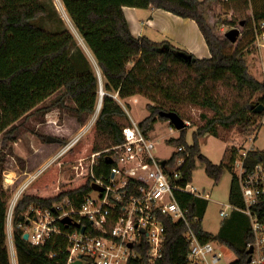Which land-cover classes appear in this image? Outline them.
<instances>
[{"label":"trees","instance_id":"1","mask_svg":"<svg viewBox=\"0 0 264 264\" xmlns=\"http://www.w3.org/2000/svg\"><path fill=\"white\" fill-rule=\"evenodd\" d=\"M62 1L76 29L93 52L101 80L104 79V88L109 94L104 97L91 133L42 173L17 202L14 241L19 264H67L68 240L59 237L43 245L32 244L23 237L24 231L19 227L27 220L22 212L32 204L50 208L65 197H69L75 206H81L85 195L92 191L93 178L88 174L62 183L63 165L124 141L123 128L129 117L113 94L125 99L142 93L152 100L147 104L150 114L140 121L146 135L159 120H168L160 115L162 110L183 114V105L191 104L213 113L210 116L202 114L205 123L193 133L192 143L187 141L186 127L181 129L179 137L169 139L172 144L186 147L169 159L173 164L179 155H187L182 168L185 182L192 181L198 159L204 162L206 172L216 181L220 180L226 168L233 172L239 150L228 147L222 160L216 163L202 152L201 136L218 134L220 126L226 129L236 126L248 128L256 118H264V111L254 112L256 106L252 101L260 92L259 103H264V80H259L249 71L245 59V51L256 42L255 24L264 20L262 1L254 0L253 6L251 0ZM124 6H154L196 20L211 56L198 58L167 39L155 41L146 35L134 36L125 17ZM223 11L240 15L239 20L233 18L228 21L231 27L239 29L235 40L217 27L218 13ZM49 12V7L41 0H0V135L11 134L18 120L54 95L50 105L38 109L47 113L55 107H62L76 116L79 122L85 123L97 108L101 86L98 73L83 52L77 60L72 57L75 41L72 31L52 32L37 24L36 21ZM219 83L232 88L231 99L219 96L216 91ZM259 162H264V149L249 150L246 167L251 169ZM112 166L113 163L102 154L95 173H109ZM177 197L191 221L196 215L203 217L205 198L184 192H179ZM229 199L231 203L244 204L235 174ZM7 204V192L0 186V264H11L6 245ZM164 221L163 256L156 264H186L189 250L184 235L186 222L170 217ZM193 227L202 241L220 240L232 247L238 255L233 264H248L247 244L252 241L250 227L244 231L242 245L222 234L207 232L202 222H193ZM138 248L145 257L147 247Z\"/></svg>","mask_w":264,"mask_h":264},{"label":"built area","instance_id":"2","mask_svg":"<svg viewBox=\"0 0 264 264\" xmlns=\"http://www.w3.org/2000/svg\"><path fill=\"white\" fill-rule=\"evenodd\" d=\"M255 30L256 42L264 46V20L255 24ZM102 102L103 98L100 107ZM123 135V142L75 161L73 167L77 169V178L90 174L92 184L101 187L94 189L92 186L81 206H75L69 197L50 208L30 206L26 222L19 224L24 233L28 232L27 240L43 245L65 237L69 252L67 264L78 259L82 264H156L163 256L164 219L170 217L186 222L184 235L189 244L186 264H221L223 251L216 247L215 240L202 241L193 227V222H202L203 217L196 215L191 221L177 197L179 192L205 199L210 197L191 181H184L182 168L187 155H179L173 164L169 162L175 152L185 150V145H178L169 158L162 160L154 153L156 142L143 132L140 122L130 119L123 128ZM81 138L77 136L63 142L57 158L64 156ZM248 152L243 150L233 164L244 204L230 202L227 206L249 217L252 241L248 242L247 248L253 250L247 252L251 257L248 264H264V162L247 168ZM102 154L113 158V166L109 173L96 174L95 166ZM164 160L165 164L162 163ZM51 164L49 167L54 163ZM49 167L31 175L28 182ZM94 191L96 197L92 194ZM19 195L20 192L17 199ZM221 214L226 216L227 209H222ZM66 216L72 218L71 224L62 222ZM82 227H85L84 231ZM139 246L147 247L145 257Z\"/></svg>","mask_w":264,"mask_h":264},{"label":"rangeland","instance_id":"3","mask_svg":"<svg viewBox=\"0 0 264 264\" xmlns=\"http://www.w3.org/2000/svg\"><path fill=\"white\" fill-rule=\"evenodd\" d=\"M41 1L49 7L50 12L47 16L38 19L36 21L37 24L52 32H60L63 30L72 31L75 35V41L71 49L72 57L77 60L79 54L83 52L88 58L91 67L98 71L96 58L76 29L63 1ZM253 1L254 0H251L252 6ZM261 1L263 2L261 6L264 8V0H260V2ZM233 18L239 20L240 15L224 11L218 13L217 27L219 30L227 32L232 29L233 27H231L228 21ZM245 59L249 65V71L256 78L263 81L264 46L255 42L245 51ZM101 85L105 91L102 95L104 100L105 95L109 94V92L104 88L103 78ZM216 91L219 93V96L224 98L233 96L232 88L222 83L216 86ZM261 94L262 93L259 92L252 98L255 106L259 103L258 98ZM113 95L126 109L129 122L132 118L140 122L151 112L147 104L152 102V100L145 94L140 93L125 99L120 98L117 93ZM54 97L55 95L47 99L39 107L50 105ZM100 99L101 87L97 108L94 113L89 115L85 123L79 122L76 116L65 108L55 107L51 111L45 113L42 109H38V107L18 120L15 123L16 129L11 134L3 133L0 135V186L8 195L6 245L9 251L11 264H19L18 252L14 241L16 204L23 197L29 186L39 177L37 176L31 182H28L30 176L34 173H41L43 169L49 167L50 163H56L59 160L57 158L59 149L63 146L62 141L47 142V135H54L61 140L69 142L77 136L83 138L91 133L102 108V106L100 107ZM69 103L72 104V101H69ZM203 113L209 116L213 114L210 110L200 106L191 104L183 105V114L180 115L188 122L186 126V138L189 143L193 142V133L200 125L205 123L202 115ZM253 121L254 124L248 128L236 126L226 129L220 126L218 128V134H204L200 137L202 152L217 163L222 160L224 152L228 147H236L239 150L236 160L243 150H252L256 148L264 149L263 119L256 118ZM180 134L181 130L177 129L167 119H161L155 124L154 128L149 132V136L156 142L154 153L159 159H167L176 151L177 144L170 143L169 139L171 137H179ZM75 163L76 162L73 161L63 165L61 176L62 183H67L77 178V169L73 167ZM233 174L234 173L230 169L226 168L220 180L216 181L206 172L204 162L198 159L191 183L199 191L209 193L210 195L209 198L205 199V205L202 210V225L204 229L211 234H222L233 240L236 244L242 245L243 234L244 231L250 227V220L245 213L230 209L227 206L230 203L229 195ZM19 192L20 195L17 199L16 195ZM92 194L95 197L97 196V192L95 191ZM30 206L22 212V215L25 217L30 215ZM222 209H227L228 214L226 216L221 214ZM214 243L219 250L223 251L221 264H232L238 259L235 250L227 243L220 240Z\"/></svg>","mask_w":264,"mask_h":264},{"label":"crops","instance_id":"4","mask_svg":"<svg viewBox=\"0 0 264 264\" xmlns=\"http://www.w3.org/2000/svg\"><path fill=\"white\" fill-rule=\"evenodd\" d=\"M124 14L132 34L136 37L146 35L155 41L167 39L198 58L211 56L206 38L196 20L192 18L182 17L154 6L148 8L124 6Z\"/></svg>","mask_w":264,"mask_h":264},{"label":"water","instance_id":"5","mask_svg":"<svg viewBox=\"0 0 264 264\" xmlns=\"http://www.w3.org/2000/svg\"><path fill=\"white\" fill-rule=\"evenodd\" d=\"M239 33V29L237 27H233L232 29H230L229 31L226 32V35L227 37H229L231 40H235L236 39V36L237 34ZM98 73V76H99V79L101 81V76L99 74V72L97 71ZM102 88V85L100 86ZM102 100V99H101ZM264 111V103H258L257 106L254 108V112H257V113H260ZM160 115L161 116H164V117H167L168 120L179 130L185 128L188 124V122L176 111H166V110H162L160 111ZM61 139H59L58 137L54 136V135H47V139L46 141L47 142H60ZM108 161L109 162H112L113 161V158L112 157H107ZM163 164L166 163V160H164L162 162ZM93 188L94 189H100V185L97 184V183H93L92 184ZM29 222V221H27ZM62 222L65 223L66 225L68 224H71L72 223V218L70 216H66L62 219ZM85 230V227H82V231ZM23 237L25 239H28L29 237V234L28 232H25ZM132 245V243H131ZM253 248H249L248 249V252H252ZM251 260V257L249 256L247 261L249 262ZM69 264H82V260L81 259H78V260H75Z\"/></svg>","mask_w":264,"mask_h":264},{"label":"bare ground","instance_id":"6","mask_svg":"<svg viewBox=\"0 0 264 264\" xmlns=\"http://www.w3.org/2000/svg\"><path fill=\"white\" fill-rule=\"evenodd\" d=\"M62 6H63V5H62ZM98 72H99V74H100V76H101V73H100V69H99V67H98ZM101 81H102V80H101ZM104 92H105V91L103 90V88H101V99L103 98L102 95L104 94ZM101 99H100V100H101ZM9 176H10V175H9ZM11 177H12V176H11ZM8 182H9V181H8Z\"/></svg>","mask_w":264,"mask_h":264}]
</instances>
